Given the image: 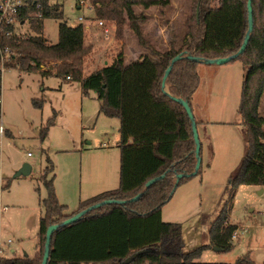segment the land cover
<instances>
[{
    "label": "trees",
    "instance_id": "1",
    "mask_svg": "<svg viewBox=\"0 0 264 264\" xmlns=\"http://www.w3.org/2000/svg\"><path fill=\"white\" fill-rule=\"evenodd\" d=\"M86 2L98 20L116 23L117 38H124L130 28L148 52L126 63L120 51L110 64L86 75L84 64L92 46L85 45L82 23L70 26L61 22L55 44H49L43 35L44 19L64 18L59 0H28L20 18L27 19L35 33L6 38L4 44L15 52L10 66L79 81L86 93L96 92L102 113L119 118L120 184L81 200L77 210L67 213L68 206L57 198L54 181H46L48 196L43 200L45 214L40 219L35 255L1 256L0 264H41L50 225L104 200H128L139 193L142 196L136 201L102 205L56 230L48 264H124L136 252L140 254L129 264H257L250 255L235 263L198 261L209 245L185 251L182 223L165 221L162 214L177 187L194 177L185 176L176 186V176L191 173L196 166L192 123L184 107L163 91L165 71L176 55L184 54L175 62L166 86L168 92L192 106L200 85L201 62L185 54L204 59L235 54L249 27L248 0H193L185 37L178 47L166 48L146 39L142 29L146 14H138L136 7L166 6L170 0H78L80 5ZM252 4L254 28L246 49L236 58L246 68L239 107L245 154L238 170L229 177V200L221 205L209 227L212 244L223 251L232 248L238 229L229 220L235 190L241 184L264 186V114L259 111L264 93V0H252ZM51 60L55 65L43 69L42 65ZM34 104L42 106L41 100H34ZM55 123L56 113L41 129L42 136ZM200 173L201 169L197 175ZM164 174L145 188L149 180Z\"/></svg>",
    "mask_w": 264,
    "mask_h": 264
},
{
    "label": "rangeland",
    "instance_id": "2",
    "mask_svg": "<svg viewBox=\"0 0 264 264\" xmlns=\"http://www.w3.org/2000/svg\"><path fill=\"white\" fill-rule=\"evenodd\" d=\"M63 19L43 20V35L49 44L59 40V25L70 26L98 19L89 2L59 0ZM193 10V0H170L166 6L136 7L145 13L142 26L146 39L160 48L178 47L186 35L185 22ZM79 16L83 17L79 20ZM103 27L94 29L96 54L85 60L84 71L112 62L120 51L125 61L143 57L148 51L128 28L124 38L116 37V23L102 19ZM28 23H30L28 21ZM31 31V26H24ZM102 51H105L102 53ZM101 52V53H100ZM56 61L45 63L46 68ZM97 64V65H96ZM53 72H55L54 68ZM202 84L193 103L202 144L201 173L179 185L172 199L164 205V218L183 225V248L192 250L209 245L198 261L235 263L250 255L257 264L264 262V186L241 184L234 192L229 220L238 226L239 236L232 237V248L219 250L212 244L210 223L222 204L229 200L227 187L244 157L245 147L239 107L246 74L240 59L224 64L200 63ZM34 100H41L36 106ZM197 106L202 107V110ZM259 111L264 114V93ZM56 113V123L47 135L42 130ZM2 118L8 130L1 145L0 164L3 175L0 188V248L3 256H34L45 214L43 200L48 196L46 181H54L57 198L67 205V213L79 208L81 200L120 184V120L100 111L94 90L87 93L79 81L67 80L55 73L24 71L18 67L3 76ZM24 163L32 170L18 175ZM9 240H11L9 242ZM15 250V253L12 252Z\"/></svg>",
    "mask_w": 264,
    "mask_h": 264
},
{
    "label": "water",
    "instance_id": "3",
    "mask_svg": "<svg viewBox=\"0 0 264 264\" xmlns=\"http://www.w3.org/2000/svg\"><path fill=\"white\" fill-rule=\"evenodd\" d=\"M197 11H198L197 15H199V8H198ZM248 13H249V16H248L249 27H248V31H247V34H246V38H245L243 44L241 45V48L235 54H232V55L226 56V57L216 58V59H204V58H200V57H194V56H192L189 53H186L185 56L188 59H190V60L198 61V62H201V63H209V64H224V63H228V62H230L232 60H235L246 49V47L248 45V42L250 40L251 33L253 31V28H254V16H253L252 0H248ZM183 55H184L183 53L178 54L171 60L169 66L167 67V69L165 71V74H164V77H163V80H162L163 91L167 95H169L174 101L180 103L184 107V109L186 110V112H187V114H188V116L190 118V121L192 123V130H193L194 139H195V156H196L195 169L191 173L178 174L176 176V186L178 185V182L180 181L181 178H183L185 176H195V175H197L198 171L201 168V164H202V155H201L202 144H201V140H200L199 133H198V123H197L195 115L193 113L192 106L185 99H183L181 97L174 96L170 92H168L167 86H166V82H167L168 76H169V74H170L175 62H177L178 60L183 58ZM31 170H32V166L29 163H24L22 168L20 169L18 175H28L31 172ZM164 176H165V174L149 180L146 183V187L145 188L147 189L153 183H155L159 178H162ZM141 196H142V193H139V194L135 195L134 197H132V198H130L128 200L107 199V200H104V201H102L100 203L94 204L93 206H91L89 208H86L84 210L79 211L78 213H76V214L72 215L71 217L63 220L62 222L50 225L48 227L47 233H46L44 255H43V260H42L41 264H48V261L50 259L52 235L60 227H63V226L69 225V224H71L73 222H76L77 220L81 219L88 211H90V210H92L94 208H98V207H101L102 205H106V204H110V203L124 204L126 202L136 201ZM218 249L221 250V248H218ZM139 254H140V252L134 253L127 260L124 261V264L131 263Z\"/></svg>",
    "mask_w": 264,
    "mask_h": 264
},
{
    "label": "built area",
    "instance_id": "4",
    "mask_svg": "<svg viewBox=\"0 0 264 264\" xmlns=\"http://www.w3.org/2000/svg\"><path fill=\"white\" fill-rule=\"evenodd\" d=\"M28 0H0V156H1V145L6 136V126L4 125V121L2 118V106H3V76L4 74L13 68L8 64L10 59L14 56V50L4 44V40L6 38L11 37H20L24 38L29 33L28 31H24V26H30L27 19H21L20 14L21 10L28 6ZM38 7L40 3H37ZM83 17H79V20H82ZM98 25L103 27V32L105 37H109L111 35V30L108 28L103 20H98ZM31 31H33L31 29ZM42 68L46 67L42 65ZM3 175L1 171L0 164V188L2 187ZM239 236L238 229L234 232L233 237L237 238ZM11 240H9L10 242ZM4 251L0 248V257L3 256L2 253Z\"/></svg>",
    "mask_w": 264,
    "mask_h": 264
},
{
    "label": "crops",
    "instance_id": "5",
    "mask_svg": "<svg viewBox=\"0 0 264 264\" xmlns=\"http://www.w3.org/2000/svg\"><path fill=\"white\" fill-rule=\"evenodd\" d=\"M174 3H175V0H172ZM80 4H79V8H80ZM80 17V16H79ZM80 23H82V21L80 22ZM83 25H84V28H85V37H84V42H85V45H90V46H92V51H91V53L89 54V56H92L94 53L96 54V52H97V50H96V47H95V41H94V39H95V34L93 33V31H94V29L95 28H97L99 25H98V23H97V27L94 25V23L93 22H90V24L89 25H85L84 23H82ZM105 51H102V53H104ZM101 53V52H100ZM94 54V55H95ZM88 57V56H87ZM136 59H139V58H136ZM134 60V59H133ZM132 61V60H131ZM128 62H130V61H128ZM128 62H126V63H128ZM111 62H109L108 60H104V64L105 65H108V64H110ZM97 65V64H96ZM104 65V66H105ZM101 67H103V66H100L99 68H101ZM98 69V67H94L93 69H92V71L91 72H93V71H95V70H97ZM199 71H200V69H199ZM86 74V73H85ZM87 75V74H86ZM200 77H201V71H200ZM67 80H71V79H67ZM201 84H202V77H201V80H200V85H199V87H198V89H197V91L195 92V94L193 95V98H192V109L195 107L194 105H193V103H196L197 102V95H198V93H199V91L201 90ZM198 107V109L200 110H202V107H200V106H197ZM194 112V111H193ZM199 121V120H198ZM201 122H203V120H200V123ZM8 133V130L6 131V134ZM119 137H120V134H119ZM106 190H110V189H104V190H102L101 192H103V191H106ZM101 192H99V193H101ZM95 194H93V195H91V196H94ZM90 196V197H91ZM163 214V219L165 220V218H164V212L162 213ZM165 221H167V220H165ZM12 252H14L15 253V250H12Z\"/></svg>",
    "mask_w": 264,
    "mask_h": 264
}]
</instances>
